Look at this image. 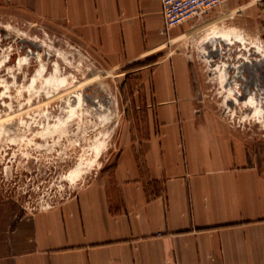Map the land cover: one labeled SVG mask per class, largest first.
Masks as SVG:
<instances>
[{
	"label": "crops",
	"instance_id": "0c3cea01",
	"mask_svg": "<svg viewBox=\"0 0 264 264\" xmlns=\"http://www.w3.org/2000/svg\"><path fill=\"white\" fill-rule=\"evenodd\" d=\"M218 8L264 25V0ZM0 15L63 27L117 64L163 48L176 31L162 32L161 0H0ZM141 70L159 128L58 205L10 230L5 215L0 264H264L259 151L224 115L202 110L180 57L165 53Z\"/></svg>",
	"mask_w": 264,
	"mask_h": 264
},
{
	"label": "rangeland",
	"instance_id": "374dc122",
	"mask_svg": "<svg viewBox=\"0 0 264 264\" xmlns=\"http://www.w3.org/2000/svg\"><path fill=\"white\" fill-rule=\"evenodd\" d=\"M0 26L12 35L0 39V220L6 215L8 230L16 220L70 197L94 173L110 168L130 142L159 128L146 103L151 89L144 79L150 78L141 69L165 53L191 67L202 110L224 115L264 159L263 122L243 116L249 109L241 102H226L227 87L212 68L227 57L228 79L242 90L247 72L236 77L237 64L259 55L226 41L214 46L222 56L205 55L213 48L207 39L214 28H236L264 46V25L256 18L220 13L216 6L176 27L163 48L120 64L57 25L0 15ZM260 75L264 79V68Z\"/></svg>",
	"mask_w": 264,
	"mask_h": 264
},
{
	"label": "bare ground",
	"instance_id": "6f19581e",
	"mask_svg": "<svg viewBox=\"0 0 264 264\" xmlns=\"http://www.w3.org/2000/svg\"><path fill=\"white\" fill-rule=\"evenodd\" d=\"M5 26H4V28L7 29ZM208 38L209 39H207V42H209V41H212L213 43L219 42V45H222L223 40H229V42H227V44H234L236 42H239V43L243 42L245 47L247 46L248 43L249 44L251 43V46H257V49L260 50L261 53L264 54V46L261 44V42L256 43L255 41H252V40L247 41V38L245 37V35L242 34L241 32H239L236 28H227V29H221V30L214 28V29H212L210 36ZM220 48H221V50L224 49V47H222V46ZM226 48L229 49V47H226ZM38 54H39V52H38ZM205 55L208 58L209 57L213 58L215 56H222L221 53H216V51H214V49H212V48L209 50L206 48ZM241 56H244V55H240V57ZM249 59H252V58L249 56H247V57L245 56L246 61H249ZM55 64H57L56 60H55ZM228 64H229L228 58L225 57V58H223V62H221V63L215 62L212 65V68L218 72L220 82L223 83V85H225L227 87L226 92L228 93V95H226V102L227 103L228 102H231V103L241 102L243 104V106L246 105L247 109H249V112H243L242 115L243 116H251L257 122H259V121L263 122V125H264V101L262 99L259 100L256 97V94L258 92L264 93V85H262L258 81L259 80L258 77L252 76V79L254 78V81H256V84L254 86V90L250 91V93L247 95V97L240 99L239 97H240L242 91L240 90V88H237V86H235V85H237L238 82H235V85L233 86L232 83L230 81H228V78L226 75L227 74L226 66ZM40 70H41V68L36 69V73H38ZM250 72H251V70H250ZM255 89L257 91H255ZM75 96L79 101L82 100L81 99V93H79L78 91L76 92ZM96 101H97V99H95L93 102H96ZM100 105H102V103H100ZM232 114H234V113H232ZM102 146H104V145H102ZM99 153H100V148H98L97 156Z\"/></svg>",
	"mask_w": 264,
	"mask_h": 264
},
{
	"label": "built area",
	"instance_id": "2783aa9c",
	"mask_svg": "<svg viewBox=\"0 0 264 264\" xmlns=\"http://www.w3.org/2000/svg\"><path fill=\"white\" fill-rule=\"evenodd\" d=\"M220 0H161L162 32L186 23L191 18L218 6Z\"/></svg>",
	"mask_w": 264,
	"mask_h": 264
},
{
	"label": "water",
	"instance_id": "95a60500",
	"mask_svg": "<svg viewBox=\"0 0 264 264\" xmlns=\"http://www.w3.org/2000/svg\"><path fill=\"white\" fill-rule=\"evenodd\" d=\"M11 37H12V35L10 34V32L7 29H5L4 27L0 26V39L11 38ZM223 41H226L225 42L226 45H227V42H229V40H223ZM210 42H212V41H210ZM240 44L243 45L244 43L241 42ZM215 45H216V42L213 43L212 49H214V51H216V53H218V47H214ZM243 48L248 53L251 50L250 48H252L253 51L259 55V58H252V59H249V61H246L245 58H243L242 63L237 64V67H236L237 74H235L236 77H239L240 75H242L243 71L247 72V78H244L245 83L243 84V89L241 90L242 93L239 97L240 99L247 97V95L250 93V91L254 90V86L256 84V81H254V78L252 79V76L258 77V79H259L258 81L262 85H264V83H262V81H264V79L261 77L262 75H260V72H262L263 68H264V54L261 53V51L257 49V46H251V43L250 44L248 43L246 47H245V45H243ZM215 57H217V56H215ZM228 67H229V64L226 66L227 71H228ZM250 70H251V72H250ZM227 78H229L228 75H227ZM228 81H230V80L228 79ZM251 86H253V88L250 90ZM255 91H257V90L255 89ZM256 97L259 100L262 99L264 101V93L258 92L256 94Z\"/></svg>",
	"mask_w": 264,
	"mask_h": 264
}]
</instances>
